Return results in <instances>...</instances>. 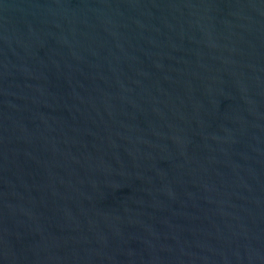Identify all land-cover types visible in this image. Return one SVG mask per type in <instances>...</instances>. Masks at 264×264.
Returning <instances> with one entry per match:
<instances>
[{"label": "water", "instance_id": "95a60500", "mask_svg": "<svg viewBox=\"0 0 264 264\" xmlns=\"http://www.w3.org/2000/svg\"><path fill=\"white\" fill-rule=\"evenodd\" d=\"M0 264H264V0H0Z\"/></svg>", "mask_w": 264, "mask_h": 264}]
</instances>
